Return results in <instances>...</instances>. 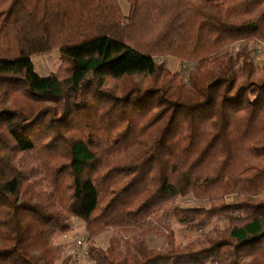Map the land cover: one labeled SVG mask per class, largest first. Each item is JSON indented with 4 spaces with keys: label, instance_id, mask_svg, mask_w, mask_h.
I'll return each mask as SVG.
<instances>
[{
    "label": "trees",
    "instance_id": "1",
    "mask_svg": "<svg viewBox=\"0 0 264 264\" xmlns=\"http://www.w3.org/2000/svg\"><path fill=\"white\" fill-rule=\"evenodd\" d=\"M126 3L0 0V264H264V0Z\"/></svg>",
    "mask_w": 264,
    "mask_h": 264
},
{
    "label": "rangeland",
    "instance_id": "2",
    "mask_svg": "<svg viewBox=\"0 0 264 264\" xmlns=\"http://www.w3.org/2000/svg\"><path fill=\"white\" fill-rule=\"evenodd\" d=\"M120 2V6L122 8V11L125 13L127 12L128 5L126 3V0H118ZM262 44V43H259ZM258 43L256 46H260L259 51L262 50L263 45H259ZM255 45V43H254ZM239 46V43H236L233 45V49L237 48ZM260 54V53H259ZM258 55V54H257ZM264 55V52H263ZM255 59V58H254ZM165 66L171 71V72H179V75L183 77L185 80V77L190 69L193 68L192 63H186V62H179L176 58H163L162 59ZM32 61L34 64V70L39 75H46L49 73L56 72L60 66V59L58 56V50L54 49L52 51L36 54L32 56ZM256 62V61H255ZM264 62V61H263ZM257 64V63H256ZM107 86H115V84H111V82L106 83ZM233 197L229 196L227 197V202H230ZM179 203L185 207V206H196L199 204L197 200H194L192 197H186L181 200H179ZM209 206V203H205V207L207 208ZM226 219L224 216H216L213 217L210 222L207 223V225L202 229H186L185 227L179 226L178 224L174 223L172 228L173 232L176 238L177 242H186L187 240L191 238H195L205 230L209 229L213 225H219V226H225ZM112 231H106L99 235L95 240V244L101 247H106L107 241L111 235ZM86 232L83 228V223L79 219H74L73 228L69 232L61 235L57 238V243H64L66 244V248L64 251V255H72L73 256V264L74 262L78 264H92V262L88 259V253L87 257H82V244L87 245L86 240ZM147 243L150 248L163 250L165 248V242L164 238L161 236H154L150 235L147 237ZM87 248V246H86ZM75 256L77 257V260L75 261Z\"/></svg>",
    "mask_w": 264,
    "mask_h": 264
},
{
    "label": "crops",
    "instance_id": "3",
    "mask_svg": "<svg viewBox=\"0 0 264 264\" xmlns=\"http://www.w3.org/2000/svg\"><path fill=\"white\" fill-rule=\"evenodd\" d=\"M259 45H263L262 46V50L263 51H257L256 53H255V56H254V58H255V61H256V63H257V65L259 66V65H261L262 63H263V61H264V55H263V52H264V43H262V44H259ZM257 47V46H256ZM258 48V47H257ZM260 53V54H259ZM258 54V55H257Z\"/></svg>",
    "mask_w": 264,
    "mask_h": 264
},
{
    "label": "built area",
    "instance_id": "4",
    "mask_svg": "<svg viewBox=\"0 0 264 264\" xmlns=\"http://www.w3.org/2000/svg\"><path fill=\"white\" fill-rule=\"evenodd\" d=\"M259 50H260V48H259ZM81 245H82V257H87V248H86V245H84L82 243H81ZM76 260H77V257L75 256V261ZM74 264H78V262L77 263L74 262Z\"/></svg>",
    "mask_w": 264,
    "mask_h": 264
}]
</instances>
